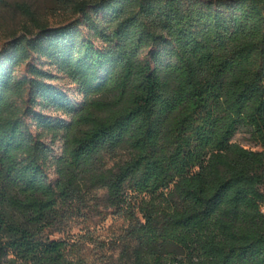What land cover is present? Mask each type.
<instances>
[{"label": "trees", "instance_id": "16d2710c", "mask_svg": "<svg viewBox=\"0 0 264 264\" xmlns=\"http://www.w3.org/2000/svg\"><path fill=\"white\" fill-rule=\"evenodd\" d=\"M60 4L1 40L0 264H264V0ZM99 189L123 228L56 237Z\"/></svg>", "mask_w": 264, "mask_h": 264}, {"label": "rangeland", "instance_id": "374dc122", "mask_svg": "<svg viewBox=\"0 0 264 264\" xmlns=\"http://www.w3.org/2000/svg\"><path fill=\"white\" fill-rule=\"evenodd\" d=\"M61 0H9L8 15H4V18H0V46L3 36L9 31V28L15 27L17 23L21 22V13L14 11L13 7L16 3H24L35 9L42 18H49L52 23H59L62 17ZM45 69H48L46 67ZM60 84L66 86V88L73 89L69 82L64 79ZM234 141L239 142L247 148L255 147V143L250 141L249 135L246 132H238L234 138ZM56 153L61 151V143L55 145ZM105 190L99 189L92 192V195L87 198L85 204H76L72 209H68L64 213L65 218L61 226L60 232L56 233V237L68 238L83 235L84 233H92L96 240L103 242H109L111 238L119 232L125 225V221L113 215L118 213L117 211L110 209L106 205ZM89 256L90 259L96 261L99 264L103 259H114L118 256V251L112 248L106 247L102 249L97 248L95 244H89Z\"/></svg>", "mask_w": 264, "mask_h": 264}]
</instances>
